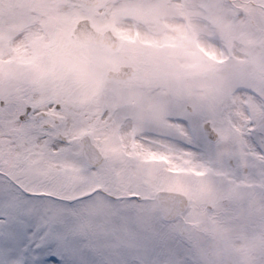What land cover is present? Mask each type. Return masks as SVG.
I'll list each match as a JSON object with an SVG mask.
<instances>
[{"label":"snow or ice","instance_id":"obj_1","mask_svg":"<svg viewBox=\"0 0 264 264\" xmlns=\"http://www.w3.org/2000/svg\"><path fill=\"white\" fill-rule=\"evenodd\" d=\"M0 264H264V0H0Z\"/></svg>","mask_w":264,"mask_h":264}]
</instances>
